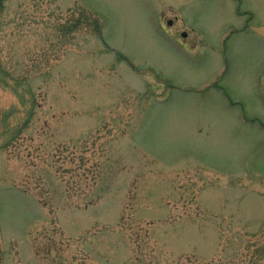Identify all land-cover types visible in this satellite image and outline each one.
<instances>
[{"label": "rangeland", "instance_id": "obj_1", "mask_svg": "<svg viewBox=\"0 0 264 264\" xmlns=\"http://www.w3.org/2000/svg\"><path fill=\"white\" fill-rule=\"evenodd\" d=\"M263 75L264 0H0V264H264Z\"/></svg>", "mask_w": 264, "mask_h": 264}, {"label": "flooded vegetation", "instance_id": "obj_2", "mask_svg": "<svg viewBox=\"0 0 264 264\" xmlns=\"http://www.w3.org/2000/svg\"><path fill=\"white\" fill-rule=\"evenodd\" d=\"M242 15L246 16L245 13H243V14L239 13V16H242ZM170 21H171V20H167V21L165 22V24H168ZM249 21H250V19L247 20V24L244 26V28H243L242 30H238V29H236V30H232V31H231V35H232V36H233V35H238V34H242V33L246 32V31H248L247 29H248V23H249ZM162 22L164 23V20H162ZM163 23H162V24H163ZM171 24L173 25V22H172ZM172 25H171V26H172ZM166 31L169 32L168 29H166ZM231 35H230V36H231ZM224 75H225V72H223V76H222V84H221L222 86H220L221 89H224V87H225ZM263 76H264V75H263ZM219 85H220V84H219Z\"/></svg>", "mask_w": 264, "mask_h": 264}]
</instances>
